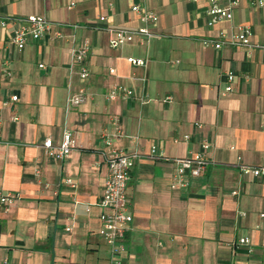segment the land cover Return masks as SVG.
<instances>
[{
	"label": "crops",
	"instance_id": "obj_1",
	"mask_svg": "<svg viewBox=\"0 0 264 264\" xmlns=\"http://www.w3.org/2000/svg\"><path fill=\"white\" fill-rule=\"evenodd\" d=\"M135 4L156 12L154 36L112 48L111 29L142 25ZM206 8L203 0H0V189L20 195L0 205V264H109L98 201L108 171L100 134L112 115L124 135L117 146L141 155L126 186L132 222L122 264H264V179L238 168L264 166V6L242 0L231 20L213 23ZM29 15L44 16L51 30L17 49L11 33ZM242 24L252 28L250 48L203 44ZM86 40L82 81L72 51ZM227 70L233 90L223 94ZM114 84L132 96L106 100ZM80 88L91 97L68 106ZM64 128L75 148L49 156L42 143L59 144ZM203 140L206 169L171 188V160ZM152 145L160 159L148 157ZM241 236L249 247L237 244Z\"/></svg>",
	"mask_w": 264,
	"mask_h": 264
},
{
	"label": "built area",
	"instance_id": "obj_2",
	"mask_svg": "<svg viewBox=\"0 0 264 264\" xmlns=\"http://www.w3.org/2000/svg\"><path fill=\"white\" fill-rule=\"evenodd\" d=\"M207 3L206 14L209 22L216 21H229L233 18V9L242 0H203ZM250 5L263 7L264 0H246ZM74 3L71 2L70 6ZM131 10L140 15L142 25L133 28H114L111 29L109 38V45L112 48H120L125 43L138 39L140 41L148 42L154 36L151 26L157 21L158 16L155 11L147 9L143 6L135 4ZM104 19V17H101ZM5 21L1 20L0 25H4ZM51 30V23L41 15H29L26 17L25 22L14 28L10 36L11 46L22 49L29 39L38 40L43 38ZM253 31L251 26L242 24L237 26L236 30L231 33L220 32L219 37L216 39H205L203 44H210L216 49H220L224 44L229 43L233 46H243L250 48L251 37ZM56 36H61L59 31L55 32ZM2 47L0 46V57ZM90 54V47L86 40L82 46L72 51L73 60L72 64L77 67L79 78L85 81L90 76V68L88 58ZM128 61L131 65L144 67L147 64L146 58L129 57ZM6 62V61H5ZM40 67L43 64H39ZM110 73H114V68H109ZM9 75V71H6ZM226 86L224 87L223 94L233 90L232 82L234 73L231 70L225 72ZM145 80V79H144ZM132 96V90L121 84H114L106 93V100H114L116 98H129ZM91 97L84 88H80L77 93L70 94L67 98L68 106H77L82 103L86 98ZM12 100H17V96H11ZM170 100L171 97H166ZM111 128L105 129L101 132L100 137L104 142L106 149L103 151L104 161L107 165L108 171L103 184L102 195L98 201V206L103 208L99 215L100 227L98 229L99 236L104 240L109 250V264H122V255L126 250V236L130 230L132 222V214L129 209V204L126 196V186L130 179V171L134 165L135 160L141 157L140 153L134 149L126 151L116 142L121 140L123 135L120 123L121 118L119 115H112L109 118ZM196 126L200 124L195 123ZM189 134H183L182 139L189 140ZM136 139V137H135ZM75 139L73 132L64 128L62 132V139L59 144L54 145L50 138L42 143L49 156L63 159L69 152L75 148ZM210 142L203 140L196 151L189 156L175 157L171 161L174 164L175 171L170 179L171 188H184L189 185V178L201 175L206 169L208 160V150ZM151 159H160L161 156L156 154V146L152 145L150 148L149 156ZM239 171L242 175H248L255 178L264 179V166H254L248 164H239ZM66 182L71 186L74 185L70 178ZM232 194H237L236 190ZM20 195L18 193L5 192L0 189V205L8 209L13 205ZM244 215V212H241ZM264 218V212L260 213ZM67 230L70 227H66ZM238 245L249 247L250 239L247 236H241L237 239ZM251 250L250 248L248 249Z\"/></svg>",
	"mask_w": 264,
	"mask_h": 264
}]
</instances>
